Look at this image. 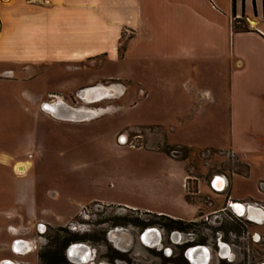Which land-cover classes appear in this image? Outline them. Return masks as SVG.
Segmentation results:
<instances>
[{"label": "crops", "instance_id": "crops-1", "mask_svg": "<svg viewBox=\"0 0 264 264\" xmlns=\"http://www.w3.org/2000/svg\"><path fill=\"white\" fill-rule=\"evenodd\" d=\"M242 13L249 30L235 32L233 20ZM110 64L120 68V98L129 91L137 95L99 112L136 107L142 120L117 127L99 139L101 147L90 148L103 162L95 171L97 195L91 200L194 220L198 206L187 201L186 159L163 150L170 147L211 151L241 165L229 177L214 173L208 182L211 187L215 176L223 177L227 198L236 201L230 196L232 180L248 177L264 162V0H0V74L12 73L0 82L23 75L32 80L50 71L62 75L52 91L68 95L102 85L105 78L95 69ZM24 95L41 97L18 102L37 126L70 128L104 117L98 112L84 122L61 121L39 109L42 94ZM35 147L42 161L46 148ZM62 150L58 155L64 158ZM72 154L79 162V145ZM17 158L0 150V169L15 176L14 164L28 162L33 170L30 152ZM27 183L0 191V264L11 256L4 246L25 238L15 235L19 229L44 219L45 209L57 211L53 201L59 192H50L56 196L51 201ZM258 183L264 190V180ZM246 202L264 210V203Z\"/></svg>", "mask_w": 264, "mask_h": 264}, {"label": "rangeland", "instance_id": "rangeland-1", "mask_svg": "<svg viewBox=\"0 0 264 264\" xmlns=\"http://www.w3.org/2000/svg\"><path fill=\"white\" fill-rule=\"evenodd\" d=\"M99 62L100 60H98V63ZM95 70L105 78L104 81L98 84L117 88L116 95L111 99L106 98L107 100L104 99V101L101 99L99 100V98H101V92L99 90H93L89 98L85 96L81 99L75 97V93L67 95L52 91V89H56L58 84H60L62 75L50 71L39 74L32 80H25V75L22 77L18 76L17 79H21L17 81L5 80L6 82H3V80H1L0 150L18 155L17 159L21 161L27 158L28 152H30L34 158L31 159V167H33V170L28 171L27 167V174H18L15 172V176H13L12 174H6L4 170L0 169L2 174L5 173V175L0 178V191L8 190L9 186L20 187L24 185L27 187L29 185L27 183L28 181L32 185L36 184L38 193L43 196L50 197V192H59L60 196L58 199L51 201L57 203L55 205L56 210L59 214L63 215L72 214L83 204L94 201L91 199L97 194L95 192L96 190L92 189V181L96 180L95 171L100 165L103 166V162L99 155H92L89 150H91L90 148L98 149L101 147L99 139L103 135L113 132L117 127L126 124H137L141 121L142 117L137 112V108L129 107L124 110V112L118 111L117 113L100 111V116L104 117L90 124L78 123L73 127L68 128L66 126L63 128L53 125L51 122H40L41 124L37 126L31 115L28 114V111L19 107L18 102L20 100L28 101L24 97V91H26L33 95L42 94L43 101L50 100L53 97H55V99L62 98L72 106L97 110L110 104H126L131 94L136 97V91H129L120 98L122 94V85L117 81L120 80L119 67L110 64V66L103 65L102 67H97ZM110 76H118L114 77L118 79H108ZM72 97H75V99H71ZM88 99H97L93 102L97 104L89 105L92 102ZM41 133H43L45 139H43ZM79 133L80 136L78 138L77 135ZM42 140L44 141L43 143ZM35 144L39 147L44 145L46 148V154L41 159L42 161H40L38 147L36 148ZM134 144H136L135 141ZM78 145L80 147V155L78 157L79 162H76L77 158H74L72 149H77ZM60 149H63L62 151L66 153L64 158L58 155ZM79 163H81V165H79ZM115 163L119 165L121 161L117 160ZM15 165L16 163L13 166L14 171ZM186 165L190 175L198 178V180H192L190 176L188 180L189 199L198 206V229L205 231L206 228V230H209L208 233L211 237L214 238L215 232L221 229V234L225 236L228 242H231V237L237 234L240 236V245L243 246L234 247L235 251L239 254L240 261L245 259L244 262L246 264H259L264 262V240L260 243H254L249 239V235L255 231L259 234H264V225L254 226L250 224L245 225V223H239L237 225L227 219L223 214L221 219L225 221L220 224L219 221L214 222V218L217 215L213 214L208 216L209 213L218 210V208L224 205L228 193L227 191L224 194H216L208 187L209 178L214 173H222L229 177L232 174V169L241 170V168H238L239 164L232 161V159L229 161L228 157L222 156L220 158L216 153L211 151H189L186 158ZM260 179L264 180V162L253 166L248 177L244 176L240 178L238 175L235 176L232 180V188H230L231 198L236 201L244 202L252 199L264 203V190L259 188L258 183ZM193 192H195L194 196ZM0 194L3 193L0 192ZM12 201L13 198L9 200V202ZM126 201L133 202L131 199H126ZM0 205L2 206L1 203ZM102 211L107 214H113L119 210L118 207H104ZM252 212L257 213L254 209H252ZM206 216L212 217V222H205L204 219ZM57 219L58 218L55 217V220ZM23 259L34 261L36 255L30 254Z\"/></svg>", "mask_w": 264, "mask_h": 264}, {"label": "flooded vegetation", "instance_id": "flooded-vegetation-1", "mask_svg": "<svg viewBox=\"0 0 264 264\" xmlns=\"http://www.w3.org/2000/svg\"><path fill=\"white\" fill-rule=\"evenodd\" d=\"M79 92L81 90L75 97L81 99ZM53 100L55 97L47 101ZM94 104L97 103L89 105ZM209 188L213 190L212 185ZM213 191L218 195L227 192L226 188ZM49 194V199H56L54 194ZM230 202L226 197L224 205L208 216L217 215L214 222L220 224L225 221L221 219L222 214L237 225L259 224L248 219H258L253 212L235 214L229 207ZM233 202L243 203L246 207L258 206L248 205L246 201ZM104 207H118L119 211L107 214L102 211ZM43 215L44 219L15 233L25 238H15L4 246L11 256L2 259L1 264H246L245 259L240 261L234 248L243 247L239 235L234 234L228 242L218 229L215 238L211 237L206 228L205 231L198 229L197 217L194 220L175 219L99 202L83 204L72 214L45 209ZM208 216L204 221L212 222V217ZM260 224L264 225V221ZM259 236L255 231L249 239L260 243L263 239L258 241ZM17 241L26 243V254L14 253L13 247L18 249ZM222 247H228V250ZM30 253L35 254L36 259L24 260Z\"/></svg>", "mask_w": 264, "mask_h": 264}, {"label": "water", "instance_id": "water-1", "mask_svg": "<svg viewBox=\"0 0 264 264\" xmlns=\"http://www.w3.org/2000/svg\"><path fill=\"white\" fill-rule=\"evenodd\" d=\"M0 77L3 78H11L12 77V73L10 72H4L0 74ZM110 88H112V86H107V85H96V86H92L89 87L87 89H83L81 90V92H79V97L83 98L85 96H82V94H85L87 91H92V90H99L101 93L107 92V90H109ZM25 99L27 100H37L41 97H30L25 95L24 96ZM106 95L102 94L101 98H105ZM90 102H94L97 99H88ZM40 109L42 112L50 115L51 117L61 120V121H72V122H84V121H88L93 119L94 117H96V115L98 114L99 110H91V109H83L82 107H76V106H72L68 103H66L65 101L58 100L55 99L53 101H43L40 104ZM122 143H125V141H123ZM212 188L213 190L220 192L223 191L226 188V181L224 180L223 177L217 175L213 178L212 181ZM229 207L230 209L237 215H243L245 214L246 211H248L250 208L254 209L258 214H259V218L258 220H254L248 217V219L251 222L254 223H260L261 221H264V210L260 209L258 206H248L246 207L243 203L240 202H233L231 201L229 203ZM20 241H17V248L13 247V251L15 254L18 255H24L27 253V249H26V243L23 241V243H19ZM19 243V245H18ZM21 245V246H20ZM225 251L228 250V247H222ZM12 264V263H11Z\"/></svg>", "mask_w": 264, "mask_h": 264}, {"label": "trees", "instance_id": "trees-1", "mask_svg": "<svg viewBox=\"0 0 264 264\" xmlns=\"http://www.w3.org/2000/svg\"><path fill=\"white\" fill-rule=\"evenodd\" d=\"M233 30L235 32H245L248 31V27L246 22L244 21V13H242V16L240 18H234L233 23H232ZM159 136V134H157ZM163 150L167 153H169L172 157L174 158H181V159H186L189 151L184 148H170V147H164ZM238 168H241V165L238 166ZM195 195V192H193V196ZM187 201H190V196L189 192L187 191Z\"/></svg>", "mask_w": 264, "mask_h": 264}, {"label": "bare ground", "instance_id": "bare-ground-1", "mask_svg": "<svg viewBox=\"0 0 264 264\" xmlns=\"http://www.w3.org/2000/svg\"><path fill=\"white\" fill-rule=\"evenodd\" d=\"M93 91V90H92ZM92 91H87L85 94H83V96H88V98H89V95L91 94V92ZM116 92H117V88L116 87H114V86H112V88H110L109 90H107V92H104V93H101L100 95L102 96V94H105L106 95V97L105 98H99V100L101 99V100H104V99H106V98H109V99H111L114 95H116ZM58 100H61L60 98H58ZM83 109H88V108H83ZM91 110H93V109H91ZM28 163V162H27ZM27 163H17L16 165H15V172L16 173H20V174H24L25 172H26V169H27V167H28V165L29 164H27ZM29 168V167H28ZM247 212V214L249 213L250 214V212H252V209H249L248 211H246ZM253 215L254 216H256V217H258L259 218V215L257 214V213H255V212H253ZM254 220H256V219H254Z\"/></svg>", "mask_w": 264, "mask_h": 264}, {"label": "built area", "instance_id": "built-area-1", "mask_svg": "<svg viewBox=\"0 0 264 264\" xmlns=\"http://www.w3.org/2000/svg\"><path fill=\"white\" fill-rule=\"evenodd\" d=\"M129 144H130V145H135L134 142H132V141H130Z\"/></svg>", "mask_w": 264, "mask_h": 264}]
</instances>
